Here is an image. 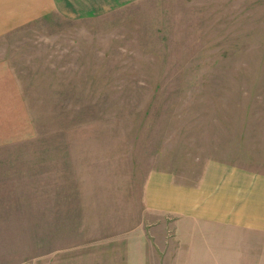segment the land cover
<instances>
[{"label":"rangeland","instance_id":"374dc122","mask_svg":"<svg viewBox=\"0 0 264 264\" xmlns=\"http://www.w3.org/2000/svg\"><path fill=\"white\" fill-rule=\"evenodd\" d=\"M0 53L35 128L0 145V264L103 262L150 223L153 173L194 184L219 161L264 171V0L53 12Z\"/></svg>","mask_w":264,"mask_h":264},{"label":"crops","instance_id":"0c3cea01","mask_svg":"<svg viewBox=\"0 0 264 264\" xmlns=\"http://www.w3.org/2000/svg\"><path fill=\"white\" fill-rule=\"evenodd\" d=\"M127 1L0 0V39L53 12L89 18ZM9 58L0 53V145L35 131ZM144 191L150 223L120 234L98 264H264V171L219 161L194 184L153 173Z\"/></svg>","mask_w":264,"mask_h":264}]
</instances>
